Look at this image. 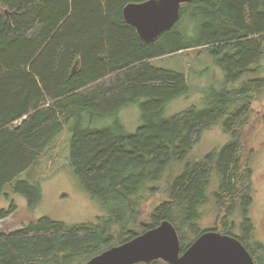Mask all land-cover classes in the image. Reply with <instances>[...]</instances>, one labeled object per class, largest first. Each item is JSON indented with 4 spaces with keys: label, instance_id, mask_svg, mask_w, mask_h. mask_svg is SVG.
Instances as JSON below:
<instances>
[{
    "label": "trees",
    "instance_id": "trees-1",
    "mask_svg": "<svg viewBox=\"0 0 264 264\" xmlns=\"http://www.w3.org/2000/svg\"><path fill=\"white\" fill-rule=\"evenodd\" d=\"M140 1L0 0V219L16 211L14 202L1 203L6 185L26 197L28 207L38 205L40 182L20 177L34 176L73 119V171L91 196L110 206L92 222L70 225L44 216L0 234V264H83L164 220L176 228L184 252L203 232L201 208L211 201L218 212L213 229L237 236L256 264H264L246 161V129L260 117L254 103L264 95V78L231 87L262 65L264 0L184 3L175 26L152 42L140 39L122 14L126 4ZM196 48L222 69L224 86L205 96L207 106L167 117L168 103L189 95L190 85L185 73L152 60ZM77 57L81 64L72 74ZM141 99L143 122L135 133L118 122L83 125L84 117L117 116ZM219 123L227 142L199 160L187 158ZM160 193L163 200L145 207Z\"/></svg>",
    "mask_w": 264,
    "mask_h": 264
},
{
    "label": "rangeland",
    "instance_id": "rangeland-1",
    "mask_svg": "<svg viewBox=\"0 0 264 264\" xmlns=\"http://www.w3.org/2000/svg\"><path fill=\"white\" fill-rule=\"evenodd\" d=\"M153 64L166 70L185 73L190 85L189 95H183L181 98L178 97L168 103L165 108V116L167 117L191 106L200 108L207 106V101L205 103L203 101L205 100V96L214 91H220L224 86L225 76L222 69L207 54L204 48L190 49L176 55H165L161 58H154L152 60ZM250 78H264V59L259 69L251 72L247 77L241 79L231 87H237ZM143 101L145 100L141 99L123 107L117 116L93 120L84 117L83 125L102 128L112 126L118 122L127 133H135L143 122L139 104ZM254 108L260 117H255L256 119L246 129V161L252 167L254 183V204L250 215L255 226V236L258 241L264 244V122L261 117L264 114V95H261L258 101L256 100ZM74 122L75 119L69 125H66L53 144L50 145L44 158H42L40 166L32 172L34 176H30V172H24L20 177V179L29 180L32 183H35V181L40 182L42 197L36 207H28L26 197L13 192L11 184L5 186L1 203L4 208H8L14 202L16 204V211L10 216L0 219V234H7L18 230L24 226L23 224L37 221L44 216L74 225L84 221H95L97 217L109 213L110 206L104 204L99 198L91 196L90 192L80 184V178L73 171L74 168L70 163L69 157L73 135L72 125ZM228 138L229 135L224 132L220 123L215 124L203 133L201 139L188 152L187 158L199 160L214 148L220 149L227 142ZM185 162L184 160L182 164ZM218 182L217 179V185ZM215 187L214 183L212 189H215ZM163 198H165L164 194L160 193L145 207L150 209L153 204L158 200H163ZM201 212V230H212L218 218V212L213 202L211 201V203L209 202L206 206H203ZM239 218L237 216L236 221ZM236 232L238 233L237 230Z\"/></svg>",
    "mask_w": 264,
    "mask_h": 264
},
{
    "label": "water",
    "instance_id": "water-1",
    "mask_svg": "<svg viewBox=\"0 0 264 264\" xmlns=\"http://www.w3.org/2000/svg\"><path fill=\"white\" fill-rule=\"evenodd\" d=\"M202 0H144L129 2L123 8L125 20L139 38L152 42L172 29L180 19L184 3ZM8 14V10L6 9ZM77 57L72 74L79 70ZM180 238L169 220L150 228L119 245L111 246L84 264H138L161 259L170 264H256L254 257L235 235L217 230H204L184 252Z\"/></svg>",
    "mask_w": 264,
    "mask_h": 264
},
{
    "label": "bare ground",
    "instance_id": "bare-ground-1",
    "mask_svg": "<svg viewBox=\"0 0 264 264\" xmlns=\"http://www.w3.org/2000/svg\"><path fill=\"white\" fill-rule=\"evenodd\" d=\"M182 6V5H181ZM181 9V8H180Z\"/></svg>",
    "mask_w": 264,
    "mask_h": 264
}]
</instances>
